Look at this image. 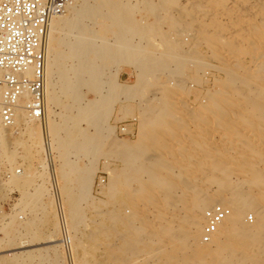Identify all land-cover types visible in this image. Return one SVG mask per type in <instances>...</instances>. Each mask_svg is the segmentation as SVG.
Wrapping results in <instances>:
<instances>
[{
    "label": "bare ground",
    "instance_id": "1",
    "mask_svg": "<svg viewBox=\"0 0 264 264\" xmlns=\"http://www.w3.org/2000/svg\"><path fill=\"white\" fill-rule=\"evenodd\" d=\"M172 2L173 0H78L65 13L51 21L47 39L44 117L48 133L47 112L49 109L53 110L58 103L60 82L63 79L70 88L69 95L78 115L96 131L94 135L77 134L67 146L78 149L86 157L94 158L104 154L103 147L109 139L104 133V116L112 110L115 101L121 96L132 100L141 95L148 82L168 68L166 58L174 57L178 60L175 70H169L170 75L177 74L188 60L178 55L175 44L166 42L167 51L154 52L134 41L135 37L145 39L158 32L155 20L153 23L142 21L141 18L138 21L134 17L135 13L143 12L153 19L173 16L170 7ZM189 2L187 7L176 9L178 16H210L208 21L198 22L196 36L190 46L196 54L199 46L205 45L219 63L215 68L223 75L215 82L216 90L207 92L204 106L200 104L195 110L192 109V121L200 124L201 140L193 148L187 149L185 146L187 150L183 149V145L182 151L180 148L181 152L178 153L174 147L171 148L172 142L168 147L176 153L174 150L164 152V146L156 141V135L153 134L133 145L129 142H111L113 151L105 154L122 159L126 170L113 171L109 177L106 200L101 203L105 207L111 205L112 210L97 213L100 214V221L96 225L93 239L96 240L98 236L107 241L119 238L120 244L105 252L116 263L142 254L148 260L146 264H264V0ZM221 16H224L223 20L227 17V22H221ZM167 20L172 23L169 18ZM86 22L101 23L102 30L112 34V42L100 37H86ZM61 46L69 50L70 60L73 61L72 77L61 71ZM192 59L187 63H193ZM246 59L249 60L248 63L245 62ZM120 64L138 69L139 82L135 86H120L115 78L102 81L106 66H113L112 69L115 70L111 75L116 76ZM72 78L74 82H70ZM84 88L95 92L98 97L85 102L82 93ZM154 102L148 110L162 115L168 114L174 107L162 93L160 97L154 98ZM126 110L121 107L119 112L123 115ZM146 120V125L152 127L148 131H155L163 126L160 119ZM32 122L34 121L27 119L20 107L14 128L25 127L26 130ZM165 124L171 126L172 121L167 120ZM42 128L43 125L40 124V140ZM109 129L110 127L107 128ZM179 129L181 130V126ZM56 130L57 127L54 126L53 131ZM205 130H210L213 135L203 137L208 133ZM29 132L34 136L31 129ZM166 137L165 140L169 142ZM56 141L62 144L57 135ZM10 144V130L0 126L2 164V154L7 152L6 148ZM61 157L58 171L54 166V180L49 175L51 192L56 188L57 199L55 193L52 192V195L63 211L64 204L55 178L59 176L67 179L69 174L74 175L73 185L65 192V206L69 223L75 228L84 217L80 208L82 202L90 201L91 207L95 209V200L90 195L95 160L89 161L90 164L86 167H79L68 161L65 153ZM40 168L46 170L43 162ZM16 170V167L9 170L11 177L6 180L7 183H1L0 187L5 190L4 187L8 184L23 190L22 205L24 203L32 208L43 209L41 202L47 177L43 173L31 177L22 169H18L19 173L16 174ZM144 174L145 178L142 176ZM35 178H38L37 183ZM30 186L33 191L28 192L26 188ZM212 187L214 191H211ZM126 204L132 205L133 211L129 215L122 211ZM215 204L229 208L230 215L219 226L212 238V245L204 246L205 243L200 241L204 225L203 212ZM148 206L156 210L151 219L144 213V208ZM247 213L254 216L253 224L246 221ZM63 215L65 217V211ZM13 219L14 217L12 221ZM67 227L73 260V238L68 223ZM7 233L4 232L6 237ZM10 261V264H17L15 259L14 262Z\"/></svg>",
    "mask_w": 264,
    "mask_h": 264
},
{
    "label": "rangeland",
    "instance_id": "2",
    "mask_svg": "<svg viewBox=\"0 0 264 264\" xmlns=\"http://www.w3.org/2000/svg\"><path fill=\"white\" fill-rule=\"evenodd\" d=\"M189 4V0H173L172 4L170 5L171 14L173 16H162V18L159 16V18L157 17L156 19H153L150 16H145L143 12L135 13L134 17L138 21L141 18L142 21H145L147 23H153L154 20L156 21V23H158V32H155L156 35L155 33H153L151 34L152 36L149 35L145 39L135 37V42L142 43V45L147 50L154 52L167 51L166 42L172 45L175 44L174 46L178 50V55L184 56L188 60L184 62V64L182 65V69L177 74L170 75L169 70H175L178 64V60L174 57L166 58L168 68L160 71V73L156 75V78L148 82V85L141 95L134 97L132 100H126L125 97L121 96L120 99L115 101L112 110L108 114H106V116H104V133L109 139L108 142L104 144L103 155L101 153V155H98L94 158L86 157L78 149L67 146L68 142L76 137L77 134L83 133L85 135H94L96 131L90 124H88L85 119H82L78 115L76 109L73 107L72 100L69 95L70 88L65 80L61 79V90L58 95V103L54 105L53 110L49 109L47 112L49 134L52 140L53 149L56 153L55 170L58 171V169L60 168L62 162V153L66 154V159L68 161L77 164L79 167H86L90 164L89 161L95 160L93 161L95 172L90 193V195L95 200L93 201L95 204V209L93 210V206L91 207L90 201L82 202L80 208L81 214L84 217H82L78 226L75 228H72L69 223L67 207L65 206V192L67 188H71V186L73 185L74 175L69 174L67 179H61L59 176L55 178L57 179L61 199L64 204L63 212L65 211V217L67 219L69 230L73 238V260L71 259V255H68L66 252H64V249L61 246L60 231L58 230L59 226L56 214V202L55 198L52 195L50 186L51 178H49L50 176L47 170H45L44 168H40L43 162L41 156L42 140H40V124L38 122L30 123L29 129H31V131L34 133V136H31L29 129L25 130V127L14 128L10 130L11 144L8 148H6L7 152L5 151L2 154L3 165L10 171L12 168L16 167L17 169L25 170V172L31 177L43 173V175L47 178L45 181V192L42 196L41 202L43 209L41 207L32 208L31 206L24 205V203L22 205L21 200L23 190L16 189V187L10 186L8 184L4 187L5 190L14 192V204L6 219L2 220L0 224V264H10L12 263L10 260L13 261L14 259L16 260L17 264H134V262L135 264H146L148 262L146 256L142 254L139 255V257L137 255H132L133 257L129 255L128 257L131 258H129L128 260L126 258V260H124L123 262L116 263L114 261H111L105 252L117 247L120 244L119 242H121L119 238L115 237L107 241L104 237L98 236L96 240L93 239L96 225L99 224L98 221H100V214L112 210L111 205H106L105 207V205L101 203V201L106 200V185L108 184L109 177L113 173V171H122L124 169L126 170V165L124 162L122 163V159L118 160L116 156L106 155L105 153H112L113 149L111 147V142L113 141L117 143L120 141L119 143L123 142L126 144H128L129 142V144L132 143L133 145L152 134L156 135V141L164 146V152H173L172 150L176 149V152L178 153L182 151L181 147L183 145V149L187 150L188 147L193 148L201 140L202 133L200 132V124L195 120L192 121V119H194L193 110H195V108L200 104L204 106V103H206L205 96L207 92L212 93L214 92V90H216L217 87L215 82L223 75L215 68V66H217L219 63L213 58L212 52L208 50L205 45H200L196 54L193 52L192 47L190 46L193 37L196 36L198 22H200L201 20L208 21L210 19V16H178L179 14L176 9L185 8ZM167 18H169L172 23H170ZM222 18L224 19V16H221V22H227V17L225 18V20H223ZM86 27L88 28L86 37H100L108 41L109 43L110 41L112 42V34L103 31L101 23L98 24L86 22ZM53 36L55 37L54 34ZM69 39L72 40V38ZM59 49L62 53V65L60 67L61 71H63L65 75L72 77L74 64L73 61L70 60L69 50L62 46L59 47ZM190 58L199 60V62L192 59L194 64L189 62L187 63ZM200 61L204 64V66ZM248 61V59L245 60L246 63H248ZM205 66H207L208 68L206 67L205 69ZM112 68L113 66L111 65L104 68L102 81L105 80L106 82L111 78H115V81L120 86L122 85L129 87L135 86L136 82H139L137 68L128 64H120L117 67L118 73L116 72V76L111 75V72L115 70V68ZM70 82H74V78L70 79ZM103 86L105 87V84ZM82 91L83 95L85 96V102L89 100H95L98 97L95 92H90V90L88 91V89L84 88L82 89ZM105 91L106 89H104V92ZM161 93L164 95L165 99L174 104L173 109L170 110L168 114L166 113L167 115H162L148 110V107L155 103L154 98L160 97ZM121 107L127 109L123 115H121L119 112ZM134 117H136L138 120L136 135L133 138L118 137L114 132V124L116 122L128 120ZM188 117L192 118H190L189 120ZM151 118L155 120L160 119L159 121L163 122V126L157 128L155 131H148V129L152 127H148L145 122L147 121L146 119ZM167 120L172 121L171 126H167V124H165ZM164 125H166L167 127ZM54 126L57 127L56 132L53 131ZM177 126H179V128L181 126V130ZM109 127L110 129L107 130V128ZM170 128L173 129L171 130ZM207 132V134L203 137L207 136L208 138L213 135L210 130H208ZM204 134L205 133H203V135ZM56 135L61 139V145L56 141ZM165 137L166 139H169L170 143L165 140ZM195 140L197 141L195 142ZM186 144L189 146H187ZM168 145H171V148L174 147V149L171 150L169 148L170 146L168 147ZM185 146L187 147V149ZM184 150L183 152H185ZM188 151H190V148ZM160 152L162 151L160 150L159 153ZM181 156H183L182 153ZM178 158L181 157L178 156ZM100 173L106 174V181L105 184L96 193L94 184ZM142 176H144V178L146 177L145 174ZM34 181L37 183L38 178H35ZM26 190H28V192L33 191V187H27ZM212 190H215L214 187L211 188V191ZM126 205L127 206L124 205V207H122V211L125 213V215H129L133 211L132 205ZM152 208L153 207L150 206L144 208V213L146 214V216L149 215V219L153 218L152 216H154L156 212V210ZM249 215L253 216L252 213H247L245 215L246 221L247 216ZM11 217H14L13 221ZM10 220L12 223H10ZM254 221L255 218L253 216V221L251 223H248L253 224ZM4 225L5 227H3ZM4 232H8L7 237L4 235ZM203 245L211 246L212 243L210 242L207 245ZM21 246L23 247L20 248Z\"/></svg>",
    "mask_w": 264,
    "mask_h": 264
},
{
    "label": "built area",
    "instance_id": "3",
    "mask_svg": "<svg viewBox=\"0 0 264 264\" xmlns=\"http://www.w3.org/2000/svg\"><path fill=\"white\" fill-rule=\"evenodd\" d=\"M77 1L0 0V126L5 130L13 129L20 107L27 119L43 125L41 156L52 180L56 153L44 124L48 31L51 21L65 13L67 8ZM114 125V132L118 137L133 138L137 132L138 120L134 117ZM18 173L17 169L16 174ZM11 175L9 169L0 161V185ZM105 175H98L94 184L96 193L105 184ZM52 192L57 199L56 188ZM13 196L14 192L5 191L0 187V224L12 210ZM56 203L60 242L64 252L69 255V231L59 202ZM229 215V208L220 204L205 209L201 242L210 243L219 226ZM247 221L251 223L253 216H247Z\"/></svg>",
    "mask_w": 264,
    "mask_h": 264
}]
</instances>
